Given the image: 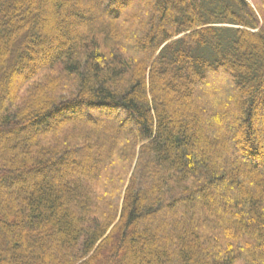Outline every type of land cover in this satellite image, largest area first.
Segmentation results:
<instances>
[{
    "label": "trees",
    "instance_id": "16d2710c",
    "mask_svg": "<svg viewBox=\"0 0 264 264\" xmlns=\"http://www.w3.org/2000/svg\"><path fill=\"white\" fill-rule=\"evenodd\" d=\"M253 1L0 0V264H264Z\"/></svg>",
    "mask_w": 264,
    "mask_h": 264
},
{
    "label": "rangeland",
    "instance_id": "374dc122",
    "mask_svg": "<svg viewBox=\"0 0 264 264\" xmlns=\"http://www.w3.org/2000/svg\"><path fill=\"white\" fill-rule=\"evenodd\" d=\"M54 2H58V1H61V0H53ZM66 1H69V0H66ZM250 4H251V6H252V8L253 9H256V3H254V1L253 0H247ZM49 7H51V6H49ZM48 18L49 19H52V20H55V21H62L63 19L62 18H65L67 21H70V22H73L74 24H75V26H77L78 25V21H76L75 20V18L69 13V11H68V6H66L65 8H64V10H62V11H60V12H50V14L48 15ZM67 39V38H66ZM166 100H168V103H172V98H167ZM219 122H222V121H226V122H229V121H231L229 118L227 119V118H225V119H221V118H219V119H217ZM129 121V120H128ZM192 121H197L196 120V117H194V116H190L189 118H187V117H185V118H183V123L184 124H187V125H190L191 124V122ZM206 123H207V121H205ZM87 123V122H86ZM264 131V130H263ZM262 134V136H264V132H262L261 133ZM72 169H74V168H72ZM144 246H146V244L144 245Z\"/></svg>",
    "mask_w": 264,
    "mask_h": 264
}]
</instances>
